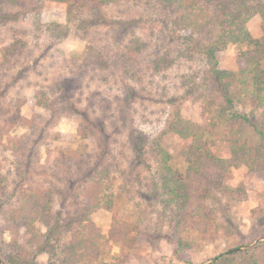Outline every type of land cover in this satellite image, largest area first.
<instances>
[{"label": "rangeland", "instance_id": "rangeland-1", "mask_svg": "<svg viewBox=\"0 0 264 264\" xmlns=\"http://www.w3.org/2000/svg\"><path fill=\"white\" fill-rule=\"evenodd\" d=\"M211 1L205 0L209 8L214 4ZM169 12L172 13L159 0H113L108 4L86 0L72 12L68 3L55 0H38L24 6L1 1L0 50L18 37L27 40L29 46V53L19 63L0 73V92L5 93L2 103L11 96L30 98L37 88L57 90L61 85L74 93V101L80 100V108L96 110L92 115L103 120L109 139L110 154L101 167L110 170L109 177L113 180L109 181L108 194L114 196L115 203L109 209L101 206L89 210L88 216L106 235L113 223L128 229L131 241L124 244L130 259L125 264H216L223 253L229 256L234 248L241 254L249 250L258 263L264 264V172L249 173L244 165L233 168L228 183L233 187L244 184L247 197L230 209L222 203L203 232L190 230L178 234L169 224V211L157 197L154 187L157 164L152 158V146L160 141L173 156L182 149L180 138L168 132V124L177 113L197 123L208 121L203 102L189 95L185 85L192 74L201 77L207 71L208 58L204 53L186 50L191 44L184 38L194 30L183 20L176 25V14L169 16ZM208 20L209 17L202 24L208 26ZM248 27L254 37H260L261 16H252ZM206 33L217 36L218 30H198L194 36L207 40ZM89 42L111 56L127 55L125 71L82 69L78 58ZM217 58L222 70L240 69L237 45H222ZM51 97L54 99L56 95L51 93ZM21 112L32 116L28 102ZM236 112L256 118L263 109L248 100L238 104ZM44 120H38L39 128ZM3 121L0 116V123ZM78 125L75 117L61 116L51 131L62 133L68 137L66 140H52L45 137L46 132L40 134L43 140L38 138L39 134L34 135L39 147L29 146L23 153L15 154L0 145V174L6 178L8 192L18 190V196L22 189H43L54 183L59 189L54 209L70 218H84L87 203L81 195L82 182L72 187L67 179L82 177L83 170L98 160L96 155L104 145L100 146L97 138L93 144L81 139ZM25 132L24 128H17L12 134ZM225 146L226 142L218 141L217 153L223 154ZM69 147L81 153L83 159L89 157L87 151L91 152L89 165L79 162L72 168L55 165L52 168L54 155L49 158L47 150ZM140 151L147 152L145 158L139 155ZM29 157L33 163L27 170ZM69 190L71 195L63 200L62 194ZM102 204L107 205L105 200ZM76 227H81V223L77 222ZM70 237L68 233L63 242ZM180 237L190 248L179 250ZM4 238L8 241L9 233ZM118 251V245L113 243L103 263L83 264H112ZM60 258L44 252L38 254L36 264H59Z\"/></svg>", "mask_w": 264, "mask_h": 264}, {"label": "trees", "instance_id": "trees-1", "mask_svg": "<svg viewBox=\"0 0 264 264\" xmlns=\"http://www.w3.org/2000/svg\"><path fill=\"white\" fill-rule=\"evenodd\" d=\"M1 1L24 6L38 0ZM55 1L68 3V10L72 12L86 0ZM101 1L108 4L113 0ZM159 1L172 12H169V16L176 14V25L183 20L187 27L193 28L194 32L184 38L190 40L191 44L186 50L204 53L208 58L207 71L201 77L192 74L185 83L188 94L203 102L208 121L197 123L179 113L172 118L168 132L178 136L183 147L173 156L160 141L152 146V158L157 164L154 187L160 202L169 211L170 226L178 234L190 230L203 232L222 203L230 209L232 204L247 197L244 184L233 187L228 183L233 168L244 165L249 173L264 172V0H212V8L206 5L205 0ZM256 14L262 18L263 34L260 37H254L248 27L249 20ZM208 17V26H205L202 22ZM207 29L218 30L217 36L206 33L207 40L194 36L196 31L204 32ZM227 44L239 47V70L227 71L219 67L217 51ZM0 53V73H6L29 53L28 41L14 38L1 48ZM78 59L84 70H109L115 73L120 69L125 71L127 55L111 56L97 44L89 42ZM56 89L37 88L30 98L11 96L4 104L2 99L5 93L1 91L0 116L4 121L0 123V145L19 154L29 146L33 149L39 147V140H35L34 135L40 136L46 132L45 137L52 140H66L67 136L51 129L61 116L75 117L81 139L93 144L97 138L100 146L103 143L104 148L96 155L98 160L89 165L92 153L87 151L89 157L83 159L81 153L78 154L71 147L48 149L47 152L49 158L51 154L54 155L51 167L72 168L74 163L79 162L89 165L83 170L82 177L67 179L72 187L82 182L81 195L87 203L84 211L86 218H70L61 210L54 209L55 197L59 192L54 183L43 189H22L17 196L18 190L8 192L6 178L0 174V258L5 264H36L38 254L45 252L61 256L59 264H83L85 261L103 263L114 243L119 251L114 254L112 264H125L130 259L124 244L131 241L128 229L113 223L106 235L88 216L89 210L101 206L109 209L115 203L114 196L108 194L109 181L112 183L113 180L109 177L110 170L101 167L110 154L105 124L102 119L92 115L96 110L80 108V100L73 99L74 93L61 85ZM51 93L56 98L53 99ZM248 100L263 109L260 116L255 118L236 112L237 105ZM25 102L30 105L31 117L21 112ZM41 119L45 120L39 128L37 122ZM17 128H24L26 132L12 134ZM38 138L43 140L41 136ZM220 140L226 142L223 154L216 151ZM142 146L139 149L142 150ZM139 153L146 157V151ZM27 160L30 162L25 168L29 170L33 162L31 157ZM76 168L79 169V166ZM68 194L71 195L70 190L62 194L63 200L68 198ZM104 200L106 206L102 204ZM77 222L81 223V227H76ZM6 232L10 237L8 241L4 238ZM68 233L71 236L69 241L63 242ZM178 247L183 250L190 248V244L180 237ZM57 249L59 253H56ZM229 253V256L223 253L216 264H260L249 250L241 254L238 248H234Z\"/></svg>", "mask_w": 264, "mask_h": 264}, {"label": "water", "instance_id": "water-1", "mask_svg": "<svg viewBox=\"0 0 264 264\" xmlns=\"http://www.w3.org/2000/svg\"><path fill=\"white\" fill-rule=\"evenodd\" d=\"M0 264H4L3 261L0 259Z\"/></svg>", "mask_w": 264, "mask_h": 264}]
</instances>
